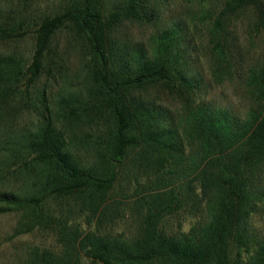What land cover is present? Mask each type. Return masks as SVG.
Listing matches in <instances>:
<instances>
[{
	"label": "trees",
	"instance_id": "trees-1",
	"mask_svg": "<svg viewBox=\"0 0 264 264\" xmlns=\"http://www.w3.org/2000/svg\"><path fill=\"white\" fill-rule=\"evenodd\" d=\"M167 1L0 11V42L33 27L29 56L0 52V214L21 213L10 237L37 228L56 241L32 246L30 264H264V57L243 73L241 112L201 98L191 66L202 25L214 79L232 75L224 22L247 8L263 21L264 0H183L198 17L166 16ZM129 24L153 31L126 40ZM23 113L34 120L18 124Z\"/></svg>",
	"mask_w": 264,
	"mask_h": 264
},
{
	"label": "rangeland",
	"instance_id": "rangeland-1",
	"mask_svg": "<svg viewBox=\"0 0 264 264\" xmlns=\"http://www.w3.org/2000/svg\"><path fill=\"white\" fill-rule=\"evenodd\" d=\"M65 0H0L1 13H8L9 8H26L25 11L33 16H40L58 9ZM165 7L166 16H192L200 15L197 7L183 0H168ZM198 17V16H197ZM198 22V18L194 19ZM228 40L233 44V58L235 71L232 75L224 76L217 82L212 73L213 63L211 60L207 34L204 26L195 27V52L191 54V66L202 78L200 96L203 99L215 101L222 105H233L241 112L248 105L247 91L243 85L242 76L247 66L261 60L264 57V20L257 21V14L251 8L241 10L224 22ZM31 30L33 27L30 28ZM31 30L18 40L0 42V52L16 51L25 57L29 56L33 48ZM122 36L126 40L145 41L153 28L148 25H125L122 27ZM60 48L64 47L65 35H60ZM80 59L71 54L68 59L70 75L78 68ZM73 77V76H72ZM54 87V88H53ZM52 93H56L57 86L53 84ZM54 95V94H53ZM156 97L164 106L173 112L178 111L179 104L172 95L167 92L149 93ZM32 114L23 113L18 117V124L31 123ZM10 184L18 186L23 182L21 176L11 178ZM53 205V203H52ZM21 218L20 212L0 214V264H30L28 254L30 248L35 245L54 248L56 241L50 230H38L37 228L15 237H10ZM128 218L120 219L116 228L128 231ZM258 225V219L254 220ZM188 223L184 225L187 228Z\"/></svg>",
	"mask_w": 264,
	"mask_h": 264
}]
</instances>
